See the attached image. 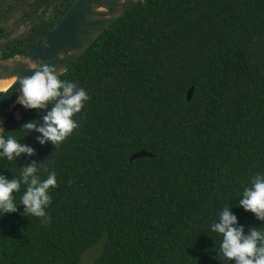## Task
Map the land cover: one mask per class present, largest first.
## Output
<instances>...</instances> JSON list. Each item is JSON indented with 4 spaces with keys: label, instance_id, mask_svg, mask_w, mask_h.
Here are the masks:
<instances>
[{
    "label": "trees",
    "instance_id": "obj_1",
    "mask_svg": "<svg viewBox=\"0 0 264 264\" xmlns=\"http://www.w3.org/2000/svg\"><path fill=\"white\" fill-rule=\"evenodd\" d=\"M72 1L31 0L29 28L0 42V59L40 42ZM62 78H82L89 100L37 172L57 173L51 221L24 213L21 184L17 210L0 216L2 264H76L106 230L96 264H235L211 225L227 207L245 234L264 226L239 205L264 173V0H144ZM16 107L3 136L27 144L36 131L22 126L42 112ZM141 149L152 155L131 160ZM31 163L26 153L0 158V175L19 179Z\"/></svg>",
    "mask_w": 264,
    "mask_h": 264
},
{
    "label": "clouds",
    "instance_id": "obj_2",
    "mask_svg": "<svg viewBox=\"0 0 264 264\" xmlns=\"http://www.w3.org/2000/svg\"><path fill=\"white\" fill-rule=\"evenodd\" d=\"M123 2V0H121ZM63 59V54H59ZM36 69L32 75L20 79V95L17 102L25 108L43 112L47 105L56 101L54 106L43 115V125L37 120L23 124L25 132L35 130L41 134L38 137L41 144L46 141L62 142L69 133L79 125L72 117L81 111L89 100L86 89L81 85L76 87L74 80L62 78V70L57 71L55 65L39 63L30 65ZM34 150L20 142V135L0 136V158L12 161L21 153L31 154ZM40 165L31 163L19 169V179L0 175V216L5 212L17 210V196L21 184L25 185L19 203L24 205V213L37 218L47 216L40 221L46 224L51 221L47 208L52 200L50 188L57 186V173L48 171L44 179L37 175ZM239 205L251 211L258 219L264 220V173L252 177L251 186L246 187L239 200ZM219 221L211 225L212 231L221 234L219 251L224 258L234 260L235 264H264V226L252 228L247 234L243 227H237V217L225 207L219 212Z\"/></svg>",
    "mask_w": 264,
    "mask_h": 264
},
{
    "label": "water",
    "instance_id": "obj_3",
    "mask_svg": "<svg viewBox=\"0 0 264 264\" xmlns=\"http://www.w3.org/2000/svg\"><path fill=\"white\" fill-rule=\"evenodd\" d=\"M144 0H73L56 22L51 31L37 44L22 51L20 54L7 59H0V80L11 79L13 82L0 95V136L14 108L17 106V97L20 93V79L33 74L36 70L30 65L48 63L55 65L57 71L64 73L77 62L89 49L92 43L114 22L124 16L134 6ZM63 54V59L59 54ZM77 88L82 85V78L73 81ZM194 91L191 86L187 91L190 99ZM56 101H52L42 112L38 124L43 125V115H46ZM83 108L73 115V119L80 123ZM69 133L65 140L70 139L75 132ZM35 132L32 139L26 144L34 151L27 154L44 169L51 159L52 151L60 143L46 141L41 144ZM63 142V141H62ZM152 154L141 149L132 154L131 160ZM109 232L106 230L92 245L86 247L80 254L76 264H96L104 255ZM0 264H2L0 260Z\"/></svg>",
    "mask_w": 264,
    "mask_h": 264
},
{
    "label": "rangeland",
    "instance_id": "obj_4",
    "mask_svg": "<svg viewBox=\"0 0 264 264\" xmlns=\"http://www.w3.org/2000/svg\"><path fill=\"white\" fill-rule=\"evenodd\" d=\"M31 0H11V10L7 11L2 19H0V29L3 32L0 42H4L7 39L15 38L24 34L29 28V21L25 19V10H28V3ZM49 10L47 11V13ZM15 107L13 113L16 118H20L21 112Z\"/></svg>",
    "mask_w": 264,
    "mask_h": 264
},
{
    "label": "bare ground",
    "instance_id": "obj_5",
    "mask_svg": "<svg viewBox=\"0 0 264 264\" xmlns=\"http://www.w3.org/2000/svg\"><path fill=\"white\" fill-rule=\"evenodd\" d=\"M13 80V78L0 80V91L5 90L13 82Z\"/></svg>",
    "mask_w": 264,
    "mask_h": 264
},
{
    "label": "flooded vegetation",
    "instance_id": "obj_6",
    "mask_svg": "<svg viewBox=\"0 0 264 264\" xmlns=\"http://www.w3.org/2000/svg\"><path fill=\"white\" fill-rule=\"evenodd\" d=\"M9 7H10V4H5V5L3 6V8L0 10V13H2V16L5 15V13L7 12V10H8ZM10 10H11V8H10ZM8 11H9V10H8Z\"/></svg>",
    "mask_w": 264,
    "mask_h": 264
}]
</instances>
